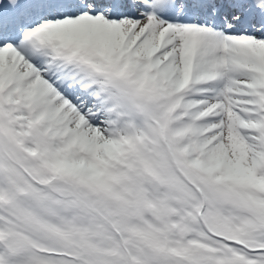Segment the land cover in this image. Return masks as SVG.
<instances>
[{"label":"snow or ice","instance_id":"1","mask_svg":"<svg viewBox=\"0 0 264 264\" xmlns=\"http://www.w3.org/2000/svg\"><path fill=\"white\" fill-rule=\"evenodd\" d=\"M0 264H264V0H0Z\"/></svg>","mask_w":264,"mask_h":264}]
</instances>
